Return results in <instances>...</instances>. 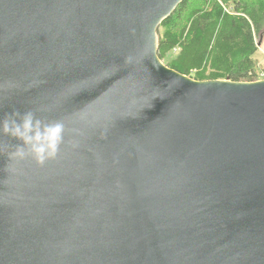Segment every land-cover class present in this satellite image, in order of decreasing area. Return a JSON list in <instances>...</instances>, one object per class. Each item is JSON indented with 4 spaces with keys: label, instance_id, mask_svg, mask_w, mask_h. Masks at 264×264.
<instances>
[{
    "label": "water",
    "instance_id": "obj_1",
    "mask_svg": "<svg viewBox=\"0 0 264 264\" xmlns=\"http://www.w3.org/2000/svg\"><path fill=\"white\" fill-rule=\"evenodd\" d=\"M183 0H0V118L63 121L56 159L0 134V264H264V78L159 57Z\"/></svg>",
    "mask_w": 264,
    "mask_h": 264
},
{
    "label": "trees",
    "instance_id": "obj_2",
    "mask_svg": "<svg viewBox=\"0 0 264 264\" xmlns=\"http://www.w3.org/2000/svg\"><path fill=\"white\" fill-rule=\"evenodd\" d=\"M264 0H183L159 27V57L196 80L256 81Z\"/></svg>",
    "mask_w": 264,
    "mask_h": 264
},
{
    "label": "clouds",
    "instance_id": "obj_3",
    "mask_svg": "<svg viewBox=\"0 0 264 264\" xmlns=\"http://www.w3.org/2000/svg\"><path fill=\"white\" fill-rule=\"evenodd\" d=\"M65 124L57 120L49 122L27 110L13 109L0 118V134L22 141L14 145L10 160L32 157L38 165L56 159L64 142Z\"/></svg>",
    "mask_w": 264,
    "mask_h": 264
},
{
    "label": "rangeland",
    "instance_id": "obj_4",
    "mask_svg": "<svg viewBox=\"0 0 264 264\" xmlns=\"http://www.w3.org/2000/svg\"><path fill=\"white\" fill-rule=\"evenodd\" d=\"M257 37V40L260 42V47L255 56L258 58L259 65L264 66V31H262ZM260 77L263 79L264 73H262Z\"/></svg>",
    "mask_w": 264,
    "mask_h": 264
},
{
    "label": "built area",
    "instance_id": "obj_5",
    "mask_svg": "<svg viewBox=\"0 0 264 264\" xmlns=\"http://www.w3.org/2000/svg\"><path fill=\"white\" fill-rule=\"evenodd\" d=\"M258 45H260V42L258 43ZM260 47V46H259Z\"/></svg>",
    "mask_w": 264,
    "mask_h": 264
}]
</instances>
